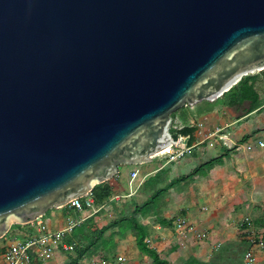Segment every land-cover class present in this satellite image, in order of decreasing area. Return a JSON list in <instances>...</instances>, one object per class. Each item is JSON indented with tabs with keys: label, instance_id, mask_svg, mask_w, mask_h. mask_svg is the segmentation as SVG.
Returning <instances> with one entry per match:
<instances>
[{
	"label": "water",
	"instance_id": "obj_1",
	"mask_svg": "<svg viewBox=\"0 0 264 264\" xmlns=\"http://www.w3.org/2000/svg\"><path fill=\"white\" fill-rule=\"evenodd\" d=\"M263 68L264 0H0V239Z\"/></svg>",
	"mask_w": 264,
	"mask_h": 264
},
{
	"label": "crops",
	"instance_id": "obj_2",
	"mask_svg": "<svg viewBox=\"0 0 264 264\" xmlns=\"http://www.w3.org/2000/svg\"><path fill=\"white\" fill-rule=\"evenodd\" d=\"M256 84L255 82L254 88H256ZM195 107L197 106L185 109L184 112L183 125L196 127L194 140L190 144L196 146L188 158V165L196 167L197 163L216 157H219V162L215 163L209 170L205 169L204 172L194 176L195 186L188 190L190 196L188 202H193L195 198L198 200L199 207L192 204L185 205L186 203L180 204V206L183 209H190L183 215L188 216L198 228L209 230L212 233L207 241L199 244L191 237L178 239L172 233L171 225L163 226L159 223H153L151 225L153 234L149 237L153 240V244L150 247L155 249L159 256L170 264H180L189 256L204 261L208 260L214 245L220 242L223 237H225L224 240L237 238L239 230L234 226V220L238 216L248 215L251 219L257 220L260 226L254 228L264 236V145L261 146L258 143V141L264 142V102L245 114L238 113L231 106H223L219 110L205 111L204 113H198L199 108ZM225 126L231 132L234 147L228 149L219 143L211 147L209 145L210 140L206 139L207 136L216 128ZM184 137L187 141V137ZM207 156H209L208 159L202 160ZM135 169L138 168L132 167L126 173L127 182L130 173ZM119 170L116 176L119 181L116 184L118 191L114 190L112 194L124 193L129 189L127 182L126 185L122 182ZM196 181H198L197 184ZM108 183L112 185V181ZM181 183L172 188L171 193L175 192L182 185ZM167 202V210L175 205L171 204L169 200ZM84 212L88 211L74 212L64 206L49 210L44 215V219L50 229L57 230L66 226L68 218L78 222L82 221L83 216L78 220L77 213ZM177 216L169 215L166 211L164 214L167 220ZM25 226L24 231L19 230L14 233L12 240L0 239V252L11 241L22 240L34 231L33 225L27 224ZM219 228L221 229L219 230ZM63 252L62 250L55 251L48 264H62L65 259L62 255ZM30 264H40L38 255L34 254ZM258 264H264V250L258 251Z\"/></svg>",
	"mask_w": 264,
	"mask_h": 264
},
{
	"label": "rangeland",
	"instance_id": "obj_3",
	"mask_svg": "<svg viewBox=\"0 0 264 264\" xmlns=\"http://www.w3.org/2000/svg\"><path fill=\"white\" fill-rule=\"evenodd\" d=\"M256 76L257 84L255 89L258 93L259 100L256 104H254V106L249 101H245L236 106H231L234 107L240 114H245L249 110H253L264 102V74L260 73ZM227 100L228 95L224 94L212 102L206 101L205 103H198L199 105H195L197 106L195 108H199L198 113H204L205 111L211 112L219 110L223 106H229L227 104ZM184 108L188 109L192 107ZM182 109L171 114L173 123L170 131L173 134L176 130L183 126V120L180 119L183 112ZM190 155L191 153L187 154L183 159L174 162H168L166 156H156L148 163H142L134 166H120L119 174L125 185L127 182L126 173L132 167L139 169L142 173L141 176H144L143 181L146 179V182L143 183L142 186L141 183L131 196L106 202L103 204V208L94 215L89 216L88 212L77 213V219L80 220V217L83 216L82 218H84V220L76 225L80 231L76 230L72 236L73 239L76 240L77 250L80 251L76 252L75 255L63 252L62 255H64L65 259L62 264H149L151 259L142 254L136 246L133 223L138 222L146 228L148 227L150 230L148 231L147 237H150L153 234L151 232V225L153 223H159L162 225V222H159V220L161 218L165 219V211L167 214L175 216L181 214L183 215L184 213L190 211V209L181 208L180 204L186 203L185 205L192 204L199 207L198 200L195 198L193 202H188L190 199L188 190L190 187L195 186L194 176H196L197 173L204 172L205 169L209 170L214 163L219 162V157L208 159L209 156H207L202 159H208L207 161H202V163L199 164L197 163L196 167H190L188 165V158ZM210 160H213V163L211 164L212 166L206 164ZM116 176L117 174L114 178L107 181H112V192L114 190L118 191L116 184H118L119 181ZM180 182H182V185H180L175 192L171 193L172 191L170 190L177 186ZM197 183L198 181H196V184ZM161 189H165L162 195L158 192ZM167 200H169L171 204H175L169 210L166 209L168 203ZM251 222L254 227L260 226L259 222L255 219H252ZM9 224H12L10 229H13L16 224L20 225L18 228L13 230L16 233L19 230L24 231V228H26V226L20 224L19 221H11ZM249 226L250 225H244L242 228L236 227L239 230V235L236 239L224 240L225 237H223L220 242H248L245 238L246 233L244 230ZM102 228L104 231L100 232ZM220 229L221 228H219V230ZM216 246L217 245L215 244L212 249V253L219 249V245L217 247ZM118 254L125 257V261L123 263L117 262L116 256ZM231 257L233 259V263L235 262V264H237L236 260L237 258L240 259L241 256L237 257V254L234 253ZM222 264L231 263L226 261Z\"/></svg>",
	"mask_w": 264,
	"mask_h": 264
},
{
	"label": "built area",
	"instance_id": "obj_4",
	"mask_svg": "<svg viewBox=\"0 0 264 264\" xmlns=\"http://www.w3.org/2000/svg\"><path fill=\"white\" fill-rule=\"evenodd\" d=\"M260 73H264V68L258 70L254 74ZM206 139L210 140V146L219 143L228 149L234 147L231 132L227 126L216 128ZM176 142L175 145L168 147L157 156H166L168 162L178 161L191 153L192 149L196 146L195 144H187L184 136H178ZM258 143L261 146L264 145L263 141H258ZM248 147L250 148L251 146ZM140 174L139 169L133 170L129 175L128 191L124 193H113L107 202L131 196L144 179V176L141 177ZM66 207L74 212L88 211L90 216L98 213L103 208V205H95L94 196L91 191L83 197L71 199L66 204ZM251 220V217L248 215L238 216L234 220V226L237 228L250 225L244 230L249 247L244 252L243 264H258V251L264 250V236L259 230L254 228ZM80 222L81 221L78 222L75 219L68 218L65 227L53 230L48 227L44 216L37 218L35 221L29 223L34 226V231L30 235L22 240H13L3 248V251L0 252V264H30L34 254L38 255L40 264H48L55 251L62 250L66 252L73 249V245L66 243L64 240ZM157 229L159 228L157 227ZM171 230L178 239L191 237L192 240L199 244L207 241L211 237V232L209 230L198 228L186 215H178L173 218ZM145 242L149 246L153 244V240L149 237L145 239ZM220 244L221 242H218L216 245L218 246ZM116 260L118 263H123L125 257L118 255Z\"/></svg>",
	"mask_w": 264,
	"mask_h": 264
},
{
	"label": "trees",
	"instance_id": "obj_5",
	"mask_svg": "<svg viewBox=\"0 0 264 264\" xmlns=\"http://www.w3.org/2000/svg\"><path fill=\"white\" fill-rule=\"evenodd\" d=\"M257 74H250L245 77H243L236 85H234L229 91L225 92L224 94L228 95V100L227 104L229 106H236L238 104H242L245 101H249L254 104H256L259 100L258 93L256 89L254 88V84L257 79ZM223 94V95H224ZM206 101H203L202 103H205ZM182 109V108H181ZM186 108L182 109V115H181V120L184 121V115H185V110ZM180 110V109H179ZM195 131L196 127L195 126H189V125H183L181 128L175 131L173 134L175 138L178 136H186L187 137V144H191V142L194 140L195 137ZM213 163V160L208 161L206 164L211 165ZM215 164V163H214ZM212 166V165H211ZM150 181V180H148ZM146 182V179L142 182L141 186L143 183ZM178 182V181H177ZM170 188V187H169ZM168 188V189H169ZM162 191V192H160ZM164 190H159V194L162 195L164 193ZM94 200H95V205L100 206L105 204L111 197L112 195V186L108 182H104L101 184H97L93 187L92 190ZM173 219V218H172ZM172 219L166 220L164 218H161L159 222H162V225H171ZM20 225L16 224L13 229H10L9 232L2 238L3 240L5 239H13L14 238V233L16 228H18ZM133 227L135 229V240H136V246L138 250L144 254L145 256H148L151 259L150 264H170L167 260L161 258L157 251L153 248H151L146 242L145 239L147 238L148 235V227L146 228L142 224L138 222L133 223ZM80 231L77 227H74L72 232L65 237V242L73 245V249L71 251H66L67 253H70L72 255H75L76 252H79L80 250H77V243L76 240L73 239L72 234L75 231ZM104 229L100 230V232H103ZM240 242H225L221 243L219 245V249H217L214 253L211 254L210 258L206 261L200 260L194 256H189L187 259L182 261L180 264H222L224 262H229L231 264L233 263L232 259V254L236 253L237 257L241 256L240 259L237 258V264H243V255L246 249L249 247V243H240ZM77 250V251H76ZM235 261V260H234Z\"/></svg>",
	"mask_w": 264,
	"mask_h": 264
}]
</instances>
